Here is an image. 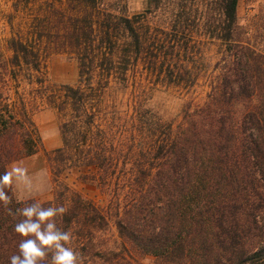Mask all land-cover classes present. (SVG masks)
I'll return each mask as SVG.
<instances>
[{
  "label": "trees",
  "instance_id": "16d2710c",
  "mask_svg": "<svg viewBox=\"0 0 264 264\" xmlns=\"http://www.w3.org/2000/svg\"><path fill=\"white\" fill-rule=\"evenodd\" d=\"M36 1L22 22L0 16V174L43 153L52 189L76 171L107 198L101 206L62 185L40 203L67 209L56 225L83 264H137L132 253L264 264V36L239 23L241 0H144L131 16L123 0ZM53 54L77 61L76 86L48 85ZM152 77L184 89L205 77L209 91L174 125L151 104ZM44 108L63 118L52 151L32 121ZM8 194L12 213L37 202ZM21 219L0 204V264L18 254ZM110 225L121 250L104 248Z\"/></svg>",
  "mask_w": 264,
  "mask_h": 264
},
{
  "label": "rangeland",
  "instance_id": "374dc122",
  "mask_svg": "<svg viewBox=\"0 0 264 264\" xmlns=\"http://www.w3.org/2000/svg\"><path fill=\"white\" fill-rule=\"evenodd\" d=\"M123 2L126 8V14L130 16L136 13L140 14L144 10V0H123ZM115 3H117L116 0H105L104 2L106 6L113 5L114 7ZM14 4H16L19 12L14 11ZM37 5L38 2L36 0L31 5H25V0H0V16L6 17L12 14L14 22H22V20L28 18L29 14H32L31 10L34 11ZM237 16L240 24L244 26L248 25V27L251 26L252 30H255L257 34L264 36V0H241L239 2ZM0 34L3 38L8 36L7 31H1V29ZM206 50L210 55H215L218 50V44L212 43L207 45ZM141 70V66L139 65V71ZM46 77L49 86H76L78 84L77 61L61 54L51 55L46 62ZM147 80L146 77V82ZM149 82L150 85L152 84L150 88L151 104L159 109V112L166 122H171L174 125L181 122V110L186 102L201 105L205 102L209 91L205 77H200L192 88L186 89L165 85L161 79H155L154 77ZM62 120V116L58 115L52 109H40L33 114L32 121L38 129L43 147L46 151H52L60 146V125ZM14 163L26 167L29 175L46 170V185L44 190L29 193L14 187L13 193L18 200L35 199L39 203L48 202L53 199L54 191L59 190L63 185L67 186L71 192L81 193L84 197L93 200L97 204H101V206L107 203V198L100 195L101 193L97 188L79 183V174L76 171L65 173L59 179L62 185L58 184L59 187H55V190L52 189L49 168L43 153ZM14 163L9 164L7 170H10V167ZM100 201L101 203H99ZM101 239L105 242L104 248L109 250L117 251L123 247V243L118 238L116 230L112 225L101 235ZM131 257L134 258L137 264H160L159 261L150 256L132 253Z\"/></svg>",
  "mask_w": 264,
  "mask_h": 264
},
{
  "label": "clouds",
  "instance_id": "9594fccd",
  "mask_svg": "<svg viewBox=\"0 0 264 264\" xmlns=\"http://www.w3.org/2000/svg\"><path fill=\"white\" fill-rule=\"evenodd\" d=\"M45 178L46 170L29 175L28 169L18 163L0 174V204L9 214L23 217L14 226L15 233L22 239L18 254L10 256L9 264H45L49 253L50 264H83L80 254L67 246L72 239L71 233L62 231L56 225L55 218L67 212L64 206L43 207L39 202H34L17 209L16 213H12L8 207L12 202L8 193L14 187L29 193L43 191Z\"/></svg>",
  "mask_w": 264,
  "mask_h": 264
}]
</instances>
